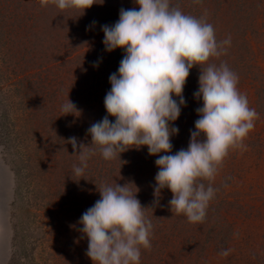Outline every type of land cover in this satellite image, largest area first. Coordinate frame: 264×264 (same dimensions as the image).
<instances>
[{"label": "rangeland", "instance_id": "obj_1", "mask_svg": "<svg viewBox=\"0 0 264 264\" xmlns=\"http://www.w3.org/2000/svg\"><path fill=\"white\" fill-rule=\"evenodd\" d=\"M189 1L177 0L176 5ZM96 2L82 14L51 3L41 7L40 0H0V264H93L86 255L88 239L80 231L83 206L90 208L100 199L101 185L117 182L105 171L126 163L102 160L97 151L88 160L87 176L78 177L73 165L79 159L68 140L76 137L78 144L90 145L87 129L100 117L86 108L99 101L105 108L109 76L120 64L115 59L125 55L122 48L106 51L102 26L117 22L121 8L139 10L135 0ZM236 8L250 12L247 22L257 13V34H251L246 58L250 66L243 68L248 75H238L237 87L259 119L243 141L247 150H230L224 159L213 182L218 191L204 222L194 228L170 206L154 213L161 205L142 177L161 153L135 148L150 163L140 159L145 174L136 172L138 185L129 188L153 224L152 247L141 248L140 264L171 263L169 250L189 242L192 250L180 264H264V0ZM13 12L17 19L9 24ZM214 22L215 31L225 37L228 22L221 14ZM68 99L75 114L61 110ZM119 177L125 185L133 175L119 171ZM172 195L164 188L160 201ZM223 250H229L226 257L220 255Z\"/></svg>", "mask_w": 264, "mask_h": 264}, {"label": "clouds", "instance_id": "obj_2", "mask_svg": "<svg viewBox=\"0 0 264 264\" xmlns=\"http://www.w3.org/2000/svg\"><path fill=\"white\" fill-rule=\"evenodd\" d=\"M49 3L61 11L76 9L83 14L97 2L40 0L41 7ZM135 3L139 10L121 8L117 22L102 26L106 51L122 48L125 55L118 71L109 76L111 89L104 98L108 115L87 129L90 145L78 144L76 137L68 140L79 159L73 173L83 178L88 160L97 151L105 160L120 158L132 147L147 146L149 155L163 152L155 160L159 170L154 194L159 196L168 188L173 194L170 210L190 223H202L218 191L213 182L220 166L230 150H247L243 141L254 130L259 114L239 91L238 75L224 62L209 63L212 57L226 54L231 37L217 40L207 12L195 17L173 6L171 0ZM194 66L200 68L199 88L193 94L203 102L196 109L199 118L195 130H190L187 149L168 154L173 148L170 137L179 132L171 122L186 106L183 89ZM61 110L78 112L69 99ZM108 116L115 117L114 122ZM97 190L100 199L79 220L80 231L88 239L86 255L93 264H140L141 248L152 247L153 224L146 208L127 184H103ZM228 254L229 250L220 252Z\"/></svg>", "mask_w": 264, "mask_h": 264}, {"label": "trees", "instance_id": "obj_3", "mask_svg": "<svg viewBox=\"0 0 264 264\" xmlns=\"http://www.w3.org/2000/svg\"><path fill=\"white\" fill-rule=\"evenodd\" d=\"M260 1L261 0H202L201 3L196 4L193 2V0H190L189 4L182 3V2L180 3L181 5H184V6L187 5V8L185 10H184L185 7H181L180 4L176 5L177 0H171V4L173 6L180 8L182 12L193 15L198 18L201 16H204L203 13L207 12V16H206L207 22L211 23L214 26V29H216V26L214 25L215 24L214 20H217V15L220 16L221 14L224 20H226V22H228L229 24L227 25L228 34L225 37L224 36L221 37L220 36L221 34L215 31L216 38L218 41H223L230 36L231 44L230 46H227V45L225 46L227 48L226 54H222L219 57H212L209 63H214L216 65H219L220 63L224 62L237 75L241 76V74H243V76H245V75H248V70L243 69V68L245 66L246 67L250 66L248 62L246 61V58H248L250 48L252 49V46L249 44V40L252 37L251 35L252 33H254V35L257 34V32H254V27H255L254 24H256L257 21L253 20V16L257 13L254 14L253 12V15L250 17V22L249 21L247 22L248 15L250 14V12L247 9H242V10L237 9L236 5L247 4V3L254 4L255 2L256 4L260 5ZM211 6H214L213 9H209L208 11L207 9ZM252 9L255 10L256 7L252 6ZM11 11L12 9L7 10V12L9 13H11ZM252 11L253 10H251V12ZM12 15L14 17L10 19L9 24L12 23L11 22L12 20L16 21L17 19L16 13L13 12ZM208 16H211V18H208ZM248 25H249V28L251 27L253 29V32L249 30ZM121 59L122 57H119V58L117 57L115 60L118 61V63H120ZM204 67H206V65H204ZM199 74H200L199 66H194L190 70V74L187 78L185 87L183 89V97L186 101V106H181L180 116L178 117L176 121L171 122L172 126L177 127L179 129V132L178 134H174L170 137L173 148H172L171 153H168V154H175V152H177L178 150L182 148L187 149L189 141H190V130H193V131L195 130V121L199 118L196 112V109L198 107H202V99L198 100L193 95L194 92H196L199 88V83H198ZM173 98L176 99L177 102H179L178 97H175L173 95ZM95 106L96 108L95 110H93ZM86 109L88 110V112H94V113L97 112L95 114L96 115L98 114L97 117H100L99 118L100 120H102V118L108 115L106 109L104 107H101L100 101L97 103H93L92 105L88 106ZM257 109L259 110L258 106H257ZM108 118L112 122H114L115 120V117H112V116H108ZM140 153H141V150L136 152L135 147L132 150H127L125 152H122L120 154V158L119 156H117L116 158H118L121 163L125 161L124 163L126 164L121 165L120 167L119 165H115L114 167H111L108 171H105V172H107L108 174L112 176H115V178H117V182L115 183H118L120 185L122 184L119 181V178H120L119 171L123 172L126 175L132 174L133 177L129 178L127 181L128 182L127 186L131 187L132 189L137 183V179L135 178L137 176V173L145 174L146 172L145 177H142V178H147L148 184L151 185L150 187H154L153 185H154L155 176H153V174L157 173L159 169L155 165V161H153V163L151 164L145 157H142V155H139ZM164 154L165 153L163 152L161 153V155H164ZM157 155H154V156H157ZM132 158L135 160L136 158H138L139 160L144 159L148 161L150 165L152 166L151 169H146V171L144 172V170L142 169V166L140 165L143 162V160L137 161L135 163L133 162V160H131ZM102 160H105V159H102ZM91 174L93 175L94 172H92ZM84 176H87V175L84 174ZM115 183H113V185ZM123 183H125V181H123ZM160 197H161V192L159 196H155V202H157L158 205H161V206H157L158 208L154 212V213H157V216L163 210L164 205L170 206L169 201L171 200L170 196H167L166 200L162 202L160 201ZM93 203H94V199H93L92 204ZM88 208L89 207L87 205L83 206V213ZM202 223H199L198 226H200ZM195 224L197 223H193V228ZM192 239L193 238H189L187 239V241L192 240ZM192 245L193 244L189 242V244L187 245L173 246L174 248L169 250V253H168V255H170V258L172 259V262L169 263L167 261L163 264H180V262L185 260L187 256L189 255V252L192 250Z\"/></svg>", "mask_w": 264, "mask_h": 264}]
</instances>
